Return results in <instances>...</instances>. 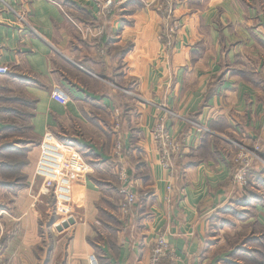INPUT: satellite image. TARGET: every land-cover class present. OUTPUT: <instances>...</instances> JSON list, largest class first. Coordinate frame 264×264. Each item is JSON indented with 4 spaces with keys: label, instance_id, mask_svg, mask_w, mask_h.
<instances>
[{
    "label": "crops",
    "instance_id": "0c3cea01",
    "mask_svg": "<svg viewBox=\"0 0 264 264\" xmlns=\"http://www.w3.org/2000/svg\"><path fill=\"white\" fill-rule=\"evenodd\" d=\"M3 1L0 264H149L159 233L175 264H264V174L245 194L233 179L238 149L264 154V0H171L173 16L165 0ZM161 117L180 141L171 169ZM46 134L87 166L67 204L37 173ZM123 166L138 196L127 212Z\"/></svg>",
    "mask_w": 264,
    "mask_h": 264
},
{
    "label": "built area",
    "instance_id": "2783aa9c",
    "mask_svg": "<svg viewBox=\"0 0 264 264\" xmlns=\"http://www.w3.org/2000/svg\"><path fill=\"white\" fill-rule=\"evenodd\" d=\"M1 1L4 2L3 0ZM174 7V2L171 0H165V5H162L167 16H173ZM181 27L182 23L177 19H174L173 24L167 27L165 44L168 48L173 45L174 39ZM8 72L7 66L0 65V74ZM52 96L63 105L68 102V96L61 88H56ZM152 134L161 151L164 167L171 169L172 155L179 150L180 141L168 129L165 117L157 120L152 129ZM258 149V145H254L252 148L242 146L236 155L239 168L234 177V182L237 186L243 187L248 184V169L251 159L253 157L260 158L257 154ZM86 170L87 166L78 151L56 139L53 134H46L44 136L37 173L44 177L43 191L45 193H53L60 204L71 202V175L74 173H84ZM119 180L122 184L121 192L125 196L124 211L127 212L128 207L133 206L137 202V196L132 188L129 173L125 166L119 169ZM163 259L175 263L177 255L166 239V236L159 233L150 252L149 264H159ZM90 264H98L94 256H90Z\"/></svg>",
    "mask_w": 264,
    "mask_h": 264
},
{
    "label": "trees",
    "instance_id": "16d2710c",
    "mask_svg": "<svg viewBox=\"0 0 264 264\" xmlns=\"http://www.w3.org/2000/svg\"><path fill=\"white\" fill-rule=\"evenodd\" d=\"M18 126H21V124L18 123ZM24 129L22 127L18 128L16 130V134L15 133L14 134L11 133V135H13V136H24V134H25V130ZM8 133H9V131H8ZM9 148L17 149L18 147H17V145L12 143V145L10 144ZM260 156L264 159V154H263L262 151L260 152ZM235 172H236V167H234V174H235ZM252 173L256 174L257 175L256 177L261 176L262 173L264 174V164L261 163L260 161L259 162L258 161H254L253 164H252V167L251 166L249 167V169H248V178H249L248 183L249 184L246 187H244V190H243L244 194L247 193V192H252L254 190L253 180L250 179V176H251ZM233 177H234V175H233ZM137 200H138V196H137ZM234 202H236V201H234ZM234 202L228 203L224 207V210L226 212L233 213V209L231 207H229V206H232ZM243 250L244 249H241V248L238 249V251H243ZM250 263H251V261H249L247 259L244 261V264H250ZM159 264H174V263L169 261V260H167V259H163ZM260 264H263V263L260 262Z\"/></svg>",
    "mask_w": 264,
    "mask_h": 264
},
{
    "label": "rangeland",
    "instance_id": "374dc122",
    "mask_svg": "<svg viewBox=\"0 0 264 264\" xmlns=\"http://www.w3.org/2000/svg\"><path fill=\"white\" fill-rule=\"evenodd\" d=\"M175 6V5H174ZM173 21H174V18L172 17V24H173ZM166 40V38H165V35H164V41ZM258 152H257V154H258V156L260 157V158H252L251 159V164H250V166L252 167V164H253V162L254 161H260L261 163H263L264 164V159L260 156V152L262 151V148L258 145ZM239 151H240V149H238ZM239 151H237L236 152V154H235V157H234V163H235V167H236V172H235V174H234V177H235V175H236V173H237V171H238V168H239V164L237 163V161H236V155L238 154V152ZM174 154V153H173ZM173 156V155H172ZM234 177H233V179H234ZM253 176L251 175L250 176V179L251 180H253V178H252ZM248 180H249V178H248ZM249 184V183H248ZM247 184V185H248ZM247 185H245V186H243V187H246ZM69 203V202H68ZM65 204H67V203H65ZM240 231V232H239ZM227 238H228V241H229V245H231L232 243H233V241H237L238 239H240V240H244L246 237H248V230H244L243 229V227L240 229V230H238L237 232H235L234 231V235H232V234H230V235H227L226 236ZM232 248V246H230V249ZM174 263V262H173ZM175 264V263H174ZM250 264H254V263H250Z\"/></svg>",
    "mask_w": 264,
    "mask_h": 264
},
{
    "label": "water",
    "instance_id": "95a60500",
    "mask_svg": "<svg viewBox=\"0 0 264 264\" xmlns=\"http://www.w3.org/2000/svg\"><path fill=\"white\" fill-rule=\"evenodd\" d=\"M60 229V228H59Z\"/></svg>",
    "mask_w": 264,
    "mask_h": 264
}]
</instances>
